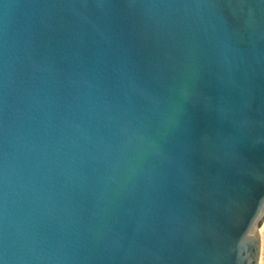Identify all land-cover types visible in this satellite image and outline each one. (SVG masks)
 <instances>
[{"label": "water", "instance_id": "water-1", "mask_svg": "<svg viewBox=\"0 0 264 264\" xmlns=\"http://www.w3.org/2000/svg\"><path fill=\"white\" fill-rule=\"evenodd\" d=\"M264 0H0V264H261Z\"/></svg>", "mask_w": 264, "mask_h": 264}, {"label": "bare ground", "instance_id": "bare-ground-1", "mask_svg": "<svg viewBox=\"0 0 264 264\" xmlns=\"http://www.w3.org/2000/svg\"><path fill=\"white\" fill-rule=\"evenodd\" d=\"M261 236V264H264V223L260 229Z\"/></svg>", "mask_w": 264, "mask_h": 264}]
</instances>
